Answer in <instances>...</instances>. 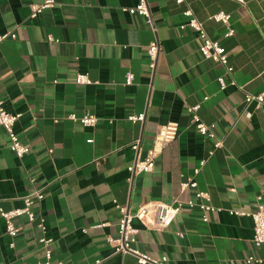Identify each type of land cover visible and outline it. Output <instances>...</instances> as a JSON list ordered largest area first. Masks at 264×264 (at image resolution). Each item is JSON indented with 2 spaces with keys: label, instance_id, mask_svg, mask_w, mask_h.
Listing matches in <instances>:
<instances>
[{
  "label": "crops",
  "instance_id": "obj_1",
  "mask_svg": "<svg viewBox=\"0 0 264 264\" xmlns=\"http://www.w3.org/2000/svg\"><path fill=\"white\" fill-rule=\"evenodd\" d=\"M43 1L0 0V35H15L0 40V100L21 115L14 130L30 148L17 157L0 126V210L23 207L34 188L44 194L32 207L35 222L15 219L13 238L0 215V264H43L41 236L52 239L51 264H139L116 253L107 237L117 236L116 205L135 212L149 201L183 205L161 230L134 220L141 252L166 256L167 264H264V247L251 242V218L230 214L253 211L258 196L264 203V104L244 101L246 92L264 94V0H147L151 24L127 11L137 0H54L31 18L32 5ZM187 6L228 54L230 75L201 56L193 29L180 28ZM218 12L230 15L228 25L212 18ZM155 39L161 50L151 71L147 47ZM78 73L92 83L77 84ZM197 104L221 148L197 133L187 111ZM140 113L142 122L127 118ZM70 114L94 115L97 123L85 127ZM167 122L178 124L176 138L151 172L129 182L127 167L137 157L131 144L140 139L144 158ZM188 179L196 186L182 190ZM197 191L218 209L207 222L184 204L202 201ZM249 256L261 262L247 263Z\"/></svg>",
  "mask_w": 264,
  "mask_h": 264
},
{
  "label": "built area",
  "instance_id": "obj_2",
  "mask_svg": "<svg viewBox=\"0 0 264 264\" xmlns=\"http://www.w3.org/2000/svg\"><path fill=\"white\" fill-rule=\"evenodd\" d=\"M172 1H174L176 4L185 3V0ZM237 1L241 3L243 2L242 0ZM54 4V0H45L43 1V3L32 5L30 17H36L44 9L53 7ZM127 11L132 15L143 16L149 24L152 23L147 0H137L136 5L127 9ZM183 13L186 17H188V20L185 24H182L180 28L183 29L185 27H189L196 32L197 38L199 40L198 50L201 56L204 59H210L216 63H219L220 65H222V67H224L225 73L227 75H230L233 72V67L229 64L228 54L225 52V50L219 45L217 41L209 38L202 22L194 16L193 12L188 6ZM212 18L215 21L222 22L226 25H228L230 21V15L224 12H218L213 15ZM232 34L233 30L229 29L226 33V36H230ZM8 35H10L11 37H15V35L11 33H5L0 35V40L4 39ZM49 39L52 40L51 37H49ZM160 50L161 47L157 39L150 42L147 47L149 68L151 71H154L155 69L157 57ZM132 80L133 75L132 73L128 72L125 77V83L129 85L132 83ZM217 81L221 89H224L226 87L225 79L222 76H219L217 78ZM75 82L77 84L92 83L89 77L83 73H78L76 75ZM244 101L246 103L255 101L258 106H262L264 104V94H250L246 92ZM198 109L199 104L187 107V111L191 114V121L193 122L197 133H199L203 137L212 139L213 150L221 148L223 146L222 139L216 136L211 126L201 121L197 114ZM20 116L21 115L19 113H10L6 111L3 102L0 100V126L7 133L10 146L19 158L23 157L30 150L27 144H24L20 141L14 130V125ZM69 118L76 122H79L85 127H93L97 123V118L94 115H83L81 117H77L74 114H70ZM127 118L132 122H142L145 118V115L143 113H140L136 115H129ZM177 133L178 124L176 122H167L161 125L157 130L153 146L146 150V154L142 159L138 156L140 150V139L134 140L131 144V148L137 153V157L135 158L133 163L127 167V170L130 174L128 181L131 182V178L135 174L151 172L154 168L155 157L161 151L164 145L176 138ZM213 150L209 151V153L212 154ZM262 159L264 161V154L262 155ZM203 162L204 161H201V164H203ZM197 172L198 168L194 170L195 174ZM30 182L33 183V179H30ZM189 186L195 187L196 182L192 179H188L187 181L180 183V188L182 190ZM43 197V192L40 189L34 188L23 198V207L10 211L0 210V215L6 223V233L9 236L13 238L19 231V227L15 224V219L25 216L30 223L35 222L36 213L33 211L32 207L36 203L42 201ZM195 199L202 201L195 202L193 199H188L184 202V204L190 208H197L200 212L202 220L204 222H207L209 213L215 212L218 209L208 203L209 197L205 192L197 191L195 193ZM182 205L183 204L181 202H178L176 204H167L162 201H149L147 203L140 204L135 212L131 211L127 205H116L119 211L117 236L107 237V241L112 245L116 253L130 254L136 258L139 264H167L166 256L157 258L151 257L146 253L141 252L134 246L138 229L134 227L133 222L134 220H137L145 227L155 230L164 229L172 223L176 215L180 212ZM230 214L250 217L253 223V234L251 242L255 248L264 247V203L261 196L257 197V205L253 211H230ZM37 227L40 231H45L43 219H40L37 222ZM39 243L45 248V260L43 264H51L50 245L52 243V239L41 236L39 238ZM252 261L261 262L260 259L254 258L253 256H249L246 259L247 263H250Z\"/></svg>",
  "mask_w": 264,
  "mask_h": 264
}]
</instances>
